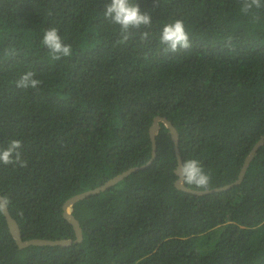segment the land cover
I'll use <instances>...</instances> for the list:
<instances>
[{
    "label": "trees",
    "instance_id": "trees-1",
    "mask_svg": "<svg viewBox=\"0 0 264 264\" xmlns=\"http://www.w3.org/2000/svg\"><path fill=\"white\" fill-rule=\"evenodd\" d=\"M110 0H0V149L19 139L21 168L0 163V194L23 239L74 238L62 205L150 156L148 128L166 116L183 161L208 189L237 178L264 133V7L240 0H133L150 36L117 43ZM181 19L191 47L164 53V23ZM57 27L72 55L40 43ZM38 90L16 87L25 71ZM176 154L163 123L156 156L74 203L82 240L19 248L0 212V264H264V141L242 180L205 194L174 185ZM195 188L194 186L188 185Z\"/></svg>",
    "mask_w": 264,
    "mask_h": 264
},
{
    "label": "clouds",
    "instance_id": "clouds-1",
    "mask_svg": "<svg viewBox=\"0 0 264 264\" xmlns=\"http://www.w3.org/2000/svg\"><path fill=\"white\" fill-rule=\"evenodd\" d=\"M262 7H264V0H240V12L245 15L251 13L253 9ZM103 17L111 24L119 26L120 39L117 43H126L136 34H139L142 41L150 36L148 31H141V29L151 26V16L148 13H142L138 4H135L133 0H110L104 7ZM40 43L47 49L53 61L72 55V46L64 43L57 27L45 28ZM159 44L163 45L164 53L189 49L191 42L184 22L181 19H175L164 23L159 35ZM34 76L33 71H25L15 82L16 87L38 90L41 81ZM21 147L19 139L10 140L6 148L0 149V163L26 167L27 161L22 158ZM175 173L176 184L180 187L191 185L197 189L209 188L211 176L204 171L197 159L178 161ZM9 204L10 199L7 196H0V212H5Z\"/></svg>",
    "mask_w": 264,
    "mask_h": 264
},
{
    "label": "water",
    "instance_id": "water-1",
    "mask_svg": "<svg viewBox=\"0 0 264 264\" xmlns=\"http://www.w3.org/2000/svg\"><path fill=\"white\" fill-rule=\"evenodd\" d=\"M160 123H163V125L166 128H168V130H169L170 138L173 142L174 151L176 154V162L183 161L182 156L180 155V151H179L178 132H177L176 127L173 125L172 121L169 120L166 116H162V115L154 116L152 123L148 128L149 138H150V142H151V152H150L149 158L142 165L130 167V168L114 175L113 177L109 178L103 184L96 186L93 189H89V190L74 194L64 201V203L62 205L63 216L72 225V228L74 230V238L73 239H71V238H55V239L29 238V239H23L19 224L16 221V219L11 215V213L7 207V210L5 212H2V213H3L5 221L7 223L9 232H10L11 236L14 238V241L18 245V247L21 248V247H25V246H29V245L68 246L72 243L81 241L82 237H83L82 236V229H81V226H80L78 219L73 215L74 203H76V201H78L79 199H82V198H84L90 194H94V193H97L99 191H103V190L107 189L111 185H113L116 182H118L119 180H121L123 177L127 176L129 173L148 165L153 160V158H155V156H156V135L160 129ZM263 141H264V133L254 143V145L251 147L248 154L245 156L243 163L240 167V170L238 172L237 178L234 181H232L231 183L225 184L221 187H215L212 189H206L205 190V189L192 188V187H189L188 185H184L183 187H180L176 184V179H175V181H174L175 187H177V188H179L185 192H188V193L200 195V194L209 193L213 190L227 189V188L233 186L234 184H238L242 180L250 160L254 156L258 147L263 143ZM175 169H174V172H175ZM0 196H2V195L0 194Z\"/></svg>",
    "mask_w": 264,
    "mask_h": 264
}]
</instances>
